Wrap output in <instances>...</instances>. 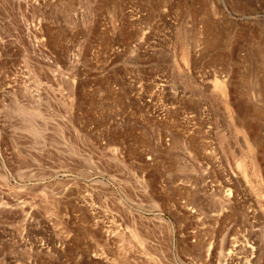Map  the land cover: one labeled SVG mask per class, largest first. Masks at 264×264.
Wrapping results in <instances>:
<instances>
[{
  "label": "rangeland",
  "instance_id": "1",
  "mask_svg": "<svg viewBox=\"0 0 264 264\" xmlns=\"http://www.w3.org/2000/svg\"><path fill=\"white\" fill-rule=\"evenodd\" d=\"M0 264H264V0H0Z\"/></svg>",
  "mask_w": 264,
  "mask_h": 264
},
{
  "label": "bare ground",
  "instance_id": "2",
  "mask_svg": "<svg viewBox=\"0 0 264 264\" xmlns=\"http://www.w3.org/2000/svg\"><path fill=\"white\" fill-rule=\"evenodd\" d=\"M214 83L218 86V87H220L221 89H223L224 90V88H225V83L223 82V81H221V80H219L218 78H216L215 79V81H214ZM34 108V107H33ZM25 110V109H24ZM23 112V111H22ZM24 114H27V116H24L25 118H23L28 124H33L34 122H35V119H33L34 117H32V113H28V112H24ZM36 125H37V123H36ZM41 125V124H40ZM45 125V124H44ZM44 125H42V126H44ZM46 126V125H45ZM32 127V126H31ZM34 128H36V127H34ZM40 128V127H39ZM44 128H46V127H44ZM43 130V129H42ZM45 130V129H44ZM46 133V132H45ZM32 136V135H31ZM35 136V135H34ZM34 136H32V137H34ZM43 136V135H42ZM31 138V137H30ZM35 138V137H34ZM35 139H37V138H35ZM39 139H40V137H39ZM67 144V143H66ZM35 145V144H34ZM74 145V144H73Z\"/></svg>",
  "mask_w": 264,
  "mask_h": 264
}]
</instances>
